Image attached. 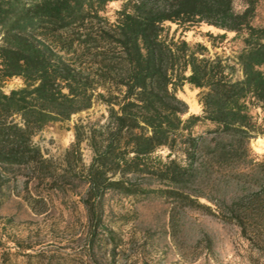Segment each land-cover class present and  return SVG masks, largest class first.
<instances>
[{"label": "trees", "instance_id": "obj_1", "mask_svg": "<svg viewBox=\"0 0 264 264\" xmlns=\"http://www.w3.org/2000/svg\"><path fill=\"white\" fill-rule=\"evenodd\" d=\"M121 2L109 20L103 14ZM264 0H0V188L6 171L25 169L49 189L63 177L84 184L79 202L89 237L110 236L103 198L156 197L209 211L190 194L207 167H225L264 136ZM203 24L212 48L234 51L233 61L204 57L169 35ZM228 35H230L228 37ZM239 73V77L236 74ZM200 89L198 114L187 112L175 91ZM93 101L106 106L102 123L73 126L59 172L32 137L69 119ZM91 153L83 165L79 145ZM264 174V163L253 162ZM194 193V192H191ZM226 222L242 235L264 221V186L227 205ZM0 264H5L4 258Z\"/></svg>", "mask_w": 264, "mask_h": 264}, {"label": "rangeland", "instance_id": "obj_2", "mask_svg": "<svg viewBox=\"0 0 264 264\" xmlns=\"http://www.w3.org/2000/svg\"><path fill=\"white\" fill-rule=\"evenodd\" d=\"M121 2L110 3L103 14L109 20ZM264 19V6L254 23ZM169 35L184 40L190 47H206L204 57L219 56L233 61L234 51L212 48L204 33L219 32L203 24L182 32L169 25ZM230 35H228L229 37ZM239 77V73L236 74ZM22 86L18 78L0 82L7 92ZM200 89L183 84L175 95L187 106L182 119L198 114ZM106 106L93 101L91 106L69 119L50 123L35 136L44 158L59 172L62 155L73 142V126L102 123ZM83 165L91 153L79 145ZM264 163V136H254L246 153L225 167L202 170L190 194L209 211L182 207L171 200L148 197L131 199L115 193L103 198V225L112 233H96L90 240L85 211L79 202L84 184L63 177L59 188L32 178L25 169L6 171L0 188V260L5 264H264V221L257 232L242 235L227 216V205L236 197L264 186V174L253 162ZM194 192V193H191Z\"/></svg>", "mask_w": 264, "mask_h": 264}]
</instances>
